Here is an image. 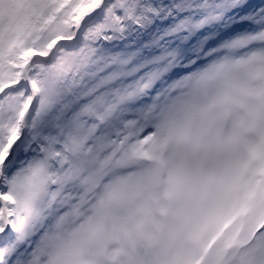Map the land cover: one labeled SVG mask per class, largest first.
I'll list each match as a JSON object with an SVG mask.
<instances>
[{"label":"snow or ice","instance_id":"snow-or-ice-1","mask_svg":"<svg viewBox=\"0 0 264 264\" xmlns=\"http://www.w3.org/2000/svg\"><path fill=\"white\" fill-rule=\"evenodd\" d=\"M0 264H264V0H0Z\"/></svg>","mask_w":264,"mask_h":264}]
</instances>
